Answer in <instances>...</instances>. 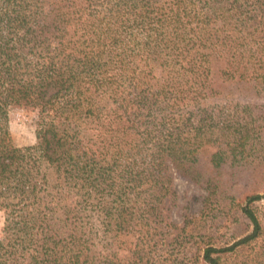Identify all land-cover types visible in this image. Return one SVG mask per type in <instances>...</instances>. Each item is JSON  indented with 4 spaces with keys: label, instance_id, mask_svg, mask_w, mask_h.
<instances>
[{
    "label": "trees",
    "instance_id": "trees-1",
    "mask_svg": "<svg viewBox=\"0 0 264 264\" xmlns=\"http://www.w3.org/2000/svg\"><path fill=\"white\" fill-rule=\"evenodd\" d=\"M251 89L264 90V0H0V203L15 222L0 264H115L79 225L94 218L105 245L164 234L170 170L204 209L231 200L248 220L232 217L230 246H204L205 263L227 264L263 235L261 134L251 102L230 113ZM19 107L37 112L33 146L11 140Z\"/></svg>",
    "mask_w": 264,
    "mask_h": 264
},
{
    "label": "rangeland",
    "instance_id": "rangeland-1",
    "mask_svg": "<svg viewBox=\"0 0 264 264\" xmlns=\"http://www.w3.org/2000/svg\"><path fill=\"white\" fill-rule=\"evenodd\" d=\"M250 47L253 44L250 41ZM249 47V48H250ZM254 49V48H253ZM247 94L236 93L233 96L234 101L230 113L238 111L241 117V111L252 107L249 112H253L249 122L256 121L261 138L257 147H254L251 153V161L260 165L262 169V179L260 190L264 192V90L251 89ZM237 104V106H235ZM38 115L34 109L19 107L13 108L8 114V129L11 140L16 147L24 148L33 146L36 143V127ZM257 148V150H256ZM173 178V188L176 191V201L174 205L164 202L163 214L166 209L171 208L170 216L165 219V225L168 230L162 235L158 227L153 229L149 227L148 233L144 235L142 243L137 234L129 237L121 236L113 245H105L99 236V226L94 218L88 222L80 224L78 229L84 233L89 241V254L96 259H112L115 264L135 263V259L141 260L142 264H207L202 259L203 249L206 243H211L215 248H225L236 242L242 236V228L232 224V217L238 215L241 223H248V220L241 213L236 212V208L231 200L223 201L215 205L208 211L201 205V196L203 192L197 189L189 181L180 178L170 170ZM242 178L237 177L238 181ZM249 181H240L235 184V191H245L251 183ZM237 203V202H234ZM253 209L256 211L262 226L263 235L260 239L253 242L239 253H226L222 256L227 264H264V199L255 202ZM169 223V224H168ZM59 239L62 241L70 234L76 233L73 226L68 225L61 230ZM15 222L6 213L5 207L0 203V241H7L14 238ZM238 234V236H236ZM240 234V235H239ZM83 236V239L86 240ZM89 238V239H88ZM86 240V241H87ZM68 241V240H67ZM66 241V242H67ZM144 252L139 250L140 246ZM238 251V250H237ZM133 253V254H132Z\"/></svg>",
    "mask_w": 264,
    "mask_h": 264
}]
</instances>
